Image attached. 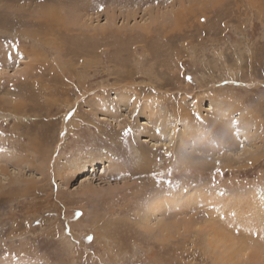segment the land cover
<instances>
[{"label": "rangeland", "instance_id": "rangeland-1", "mask_svg": "<svg viewBox=\"0 0 264 264\" xmlns=\"http://www.w3.org/2000/svg\"><path fill=\"white\" fill-rule=\"evenodd\" d=\"M262 263L264 0H0V264Z\"/></svg>", "mask_w": 264, "mask_h": 264}, {"label": "bare ground", "instance_id": "bare-ground-1", "mask_svg": "<svg viewBox=\"0 0 264 264\" xmlns=\"http://www.w3.org/2000/svg\"><path fill=\"white\" fill-rule=\"evenodd\" d=\"M253 133H254V132H253ZM51 159H52V158H51ZM143 161H144V160H143ZM146 162H147V161H146ZM104 163H105V162H104ZM112 163H113V162H112ZM104 165H105V164H104ZM108 165H110V164H108ZM79 168H80V167H79ZM79 172H80V171H79ZM56 176H57V175H56ZM218 201H219V200H218ZM232 201H234V200H232ZM241 202H242V201H241ZM225 204H226V203H225ZM259 204H260V203H259ZM236 206H237V205H236ZM236 206H235V207H236ZM220 208H221V207H220ZM224 209H225V208H224ZM232 209H233V208H232ZM233 210H234V209H233ZM235 211H236V210H235ZM257 211H258V210H257ZM243 212H244V211H243ZM260 213H261V212H260ZM236 214H237V213H236ZM254 217H255V216H254ZM257 220H258V219H257ZM212 223H213V222H212ZM252 223H253V222H252ZM246 225H247V224H246ZM215 226H216V225H215ZM207 227H208V225H207ZM207 227H206V228H207ZM210 227H211V226H210ZM242 227H243V226H242ZM249 228H250V227H249ZM212 229H213V228H212ZM212 229H211V230H212ZM209 232H210V231H209ZM221 232H222V231H221ZM215 234H216V233H215ZM225 236H226V235H225ZM244 236H245V235H244ZM74 237H75V236H74ZM210 237H211V236H210ZM221 238H222V237H221ZM209 239H210V238H209ZM226 246H227V245H226ZM243 247H244V246H243ZM243 247H242V248H243ZM233 250H234V249H233ZM244 250H245V249H244ZM237 251H238V250H237ZM240 251H241V250H240ZM260 259H261V258H260ZM262 264H264V263H262Z\"/></svg>", "mask_w": 264, "mask_h": 264}, {"label": "snow or ice", "instance_id": "snow-or-ice-1", "mask_svg": "<svg viewBox=\"0 0 264 264\" xmlns=\"http://www.w3.org/2000/svg\"><path fill=\"white\" fill-rule=\"evenodd\" d=\"M100 10H102V6H101V9ZM9 59H11V56L10 55H9ZM188 79H190V78H188ZM87 239L91 240L92 238L91 237H88Z\"/></svg>", "mask_w": 264, "mask_h": 264}]
</instances>
